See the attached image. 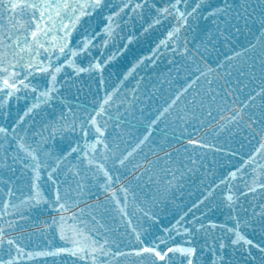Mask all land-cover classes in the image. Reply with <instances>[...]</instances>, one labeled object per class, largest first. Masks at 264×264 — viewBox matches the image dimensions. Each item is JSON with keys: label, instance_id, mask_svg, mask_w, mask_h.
<instances>
[{"label": "snow or ice", "instance_id": "obj_1", "mask_svg": "<svg viewBox=\"0 0 264 264\" xmlns=\"http://www.w3.org/2000/svg\"><path fill=\"white\" fill-rule=\"evenodd\" d=\"M164 21L174 26L153 56L163 48L192 58L194 79L145 121L139 82L130 95L124 85L148 59L135 51L142 33ZM253 34L254 43L233 47ZM222 48L232 55L221 61ZM241 57L239 73L264 82V0H0V264L57 257L72 264H264V142L241 156L190 138L201 156L209 150L226 155L230 168L170 219L172 191L202 160L189 155L193 167L174 165L165 153L169 166L157 168L159 161L148 158L154 150L144 152L153 131L167 135L159 123L201 78L210 103L197 92L183 119L200 111L227 129L246 117L264 140V104L260 113L251 112L257 96L264 102V83L239 103L240 80L237 87L228 80L213 86L217 68L236 67ZM125 60L131 68L121 72ZM114 71L119 75L109 85ZM93 78L98 99L87 104L79 93ZM145 123V133L127 144L130 129ZM232 158L239 165H231ZM142 177L158 195L137 194ZM42 209L56 214L40 228L33 213L43 215ZM31 228L28 238L46 234V246L30 250L24 233Z\"/></svg>", "mask_w": 264, "mask_h": 264}, {"label": "water", "instance_id": "obj_2", "mask_svg": "<svg viewBox=\"0 0 264 264\" xmlns=\"http://www.w3.org/2000/svg\"><path fill=\"white\" fill-rule=\"evenodd\" d=\"M173 26L172 22L164 21L162 24L155 25L148 33H142L140 42L136 45L135 51L138 56L147 57L148 59H145L144 63L132 72V75L128 77L124 85V87L129 90L128 94L130 95L131 90L136 88L139 82L140 87L136 90V95L143 101L141 106H144L143 117L145 121L157 115L158 110L166 107L167 103L171 102L175 94L194 79L192 58H185L179 53L173 55L171 51L164 50L163 48L161 49L162 54H158V59L153 56L156 45L166 38L167 32L170 31ZM257 38L258 34L248 35L246 39L241 38L240 41H237L233 47L236 48V50H240L241 46H247L249 41L254 43ZM220 51L221 61L223 60V54L232 55L231 49L222 48ZM244 59V57H241L240 60H237L236 67L228 66L217 68V77H219V79L216 80L213 85L218 88L220 84L228 80L232 82V87H237L234 81L240 80L241 84L238 86L239 94L236 98V103L244 100L253 89L258 91L260 84L264 83L259 80L253 82L248 77L239 73L238 69L240 65L244 63ZM151 60H155V63H151ZM125 65L127 68H131V65L125 60L120 67L121 72L126 71ZM197 66L203 67V64L200 63ZM211 66L216 68L215 64ZM226 73L227 75H225ZM118 75L119 72H113V76L108 82L109 85L115 82V78ZM256 75L259 77V72H257ZM209 79H211V77H209ZM82 86L81 92L79 93V99L81 101L91 104L95 99H98V94L95 92L97 87L95 78H93L91 82L85 80ZM89 86L92 91H89ZM206 88L207 84L204 78L193 83L192 87L188 92L183 94L181 100L177 102V105L170 114L159 123L158 128L167 133V135H161L160 131H153L154 139L152 143L144 149L145 153L154 150V154L150 155L148 158L149 160L159 161L156 166L157 168L169 166L163 159L165 153L172 154L174 165H179L182 162L187 167H193L188 164L187 158L189 155H191L192 159L202 160V165L194 167L191 174L185 175L184 180L181 182V186L172 191L167 203L166 219H170L173 214L182 212L186 207L190 206L197 197L200 196L205 182L211 183L213 180L218 181L230 168L229 158L226 155H221L220 153L214 154L209 150L203 152L201 156L199 154L201 152L199 148L193 149L188 144L190 138L197 140L203 139L213 144L225 145L231 149H235L241 156L249 154V150L259 142L253 133L245 130L244 124H248L246 118L238 128L229 126L227 129L218 128L220 124L224 123L222 120H215L209 123L211 118L206 114L201 117L200 111L196 112L195 117L187 120L183 119L184 114L191 110L192 97L197 92L205 95L206 105L210 103L206 98ZM21 104H23V101ZM262 104H264V102L257 96L255 100L256 107L251 109L253 115L262 111ZM245 111L247 112L249 110L246 109ZM177 116H181L179 121L176 119ZM215 116L216 112L213 111V117ZM201 120H203L204 123H201ZM146 126L147 124L145 123L143 126H139L136 129H130L132 135L126 138V143L133 144L136 136L145 133ZM194 128L196 131L193 130ZM239 133H241V135ZM249 135H252V137H249ZM185 149H187V151H185ZM239 163V159H231V165H239ZM134 175L140 176V170H137ZM138 184L139 187L136 191L141 198H150L153 195H158L156 186L151 184L147 180V177H142ZM242 203L245 202L242 201ZM253 203V201L249 200L245 203V206L247 207L249 204L253 205ZM42 211L44 212L43 215L40 213H33V216L37 217L40 222V228H43V221L46 220L49 215L54 216L56 214L55 212H48L47 209H42ZM221 219L223 218L221 217ZM34 231L35 228H31L24 233L26 237L25 243L29 246L30 250L32 248H37V246H46L45 241L48 239L46 234L44 236L33 234L28 238L29 233ZM52 243L56 246H62L58 239H53ZM45 264H72V261L71 258L62 261L57 257L55 259L48 258Z\"/></svg>", "mask_w": 264, "mask_h": 264}]
</instances>
